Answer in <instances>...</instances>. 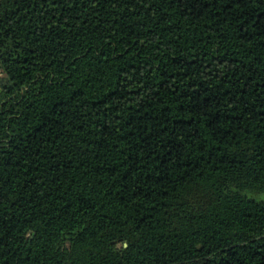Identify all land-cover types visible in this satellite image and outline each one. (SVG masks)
<instances>
[{"label":"trees","instance_id":"trees-1","mask_svg":"<svg viewBox=\"0 0 264 264\" xmlns=\"http://www.w3.org/2000/svg\"><path fill=\"white\" fill-rule=\"evenodd\" d=\"M264 0H0V264H264Z\"/></svg>","mask_w":264,"mask_h":264},{"label":"rangeland","instance_id":"rangeland-1","mask_svg":"<svg viewBox=\"0 0 264 264\" xmlns=\"http://www.w3.org/2000/svg\"><path fill=\"white\" fill-rule=\"evenodd\" d=\"M256 197L259 198V199H264V194L257 195Z\"/></svg>","mask_w":264,"mask_h":264}]
</instances>
